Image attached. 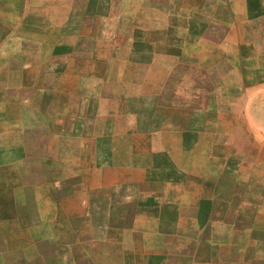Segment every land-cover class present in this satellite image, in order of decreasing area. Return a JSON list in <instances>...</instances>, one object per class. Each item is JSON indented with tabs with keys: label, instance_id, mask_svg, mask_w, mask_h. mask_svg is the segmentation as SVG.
Segmentation results:
<instances>
[{
	"label": "crops",
	"instance_id": "crops-1",
	"mask_svg": "<svg viewBox=\"0 0 264 264\" xmlns=\"http://www.w3.org/2000/svg\"><path fill=\"white\" fill-rule=\"evenodd\" d=\"M0 264H264V0H0Z\"/></svg>",
	"mask_w": 264,
	"mask_h": 264
}]
</instances>
